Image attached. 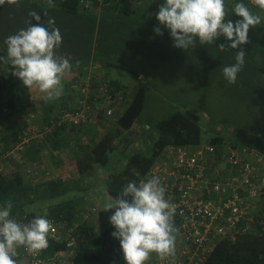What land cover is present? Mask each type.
I'll return each mask as SVG.
<instances>
[{
    "label": "trees",
    "instance_id": "obj_1",
    "mask_svg": "<svg viewBox=\"0 0 264 264\" xmlns=\"http://www.w3.org/2000/svg\"><path fill=\"white\" fill-rule=\"evenodd\" d=\"M161 2L162 0H155L153 3H157L158 7ZM147 3H152V0H147ZM244 3L254 14L262 16V20H264V10L259 9L255 2L244 0ZM136 10L132 9L130 0H123L117 8L106 7L94 13L83 9L80 0H52V6H49L48 0H20L19 6L5 3L0 5V56L6 57L4 40L7 36L15 34L19 29L26 27L29 20L32 24L37 23L30 16L31 12L36 11L41 15L40 22H43L45 26H47L49 17L55 18V27L59 28L62 41H68L70 44L67 51L62 48L69 56H75L80 61L88 60L90 57L99 58L101 52L110 51L108 44L113 43L115 40L138 37L137 35L140 33L138 30L126 32L124 28L126 18H131V14ZM105 11L112 12V16L117 11L116 13L119 15L114 16V19L105 16L100 18L98 14ZM228 13L229 15L226 18H229L230 15L234 16L233 20L239 18L232 11H228ZM119 20H122V24L125 23L123 28H118L117 22ZM64 23H70L72 26L74 24L78 28L79 35L70 36V34H66L68 31L65 28L68 26H64ZM261 27L257 32L253 29L249 33V42L242 46L246 51V56L251 57L252 55L253 58L257 56L259 62L256 64L255 70L249 69L247 68V57L245 56L243 73L253 72L252 83L264 90V85H260L259 82L262 80V73H264L263 23ZM197 46L204 47L205 45L197 43ZM237 50L239 49H234V62ZM79 55L80 57H78ZM73 70L71 68L63 75V88L68 86L70 82L80 80L84 76L81 71ZM113 85L125 88L132 87L131 98L127 103L126 110L99 140L93 141L90 151L78 153L76 158L78 170L72 180L67 181L61 177H47L40 181L39 179L33 181L25 174V167L27 164L37 165L46 138L53 143V149L61 147L62 137H60V133L67 129V125L52 127L53 121L57 118V115H55L57 101L54 100L56 102L53 101V103L45 101L44 96L46 94L41 92L38 86L31 88L23 86L21 80L12 74L10 63L0 61V141L4 140V149L6 151L10 150L22 140V129L25 125L22 118L24 112L29 109L36 115L34 123L38 124L40 128L38 131L45 133L49 130L47 136L32 138L25 145L24 150L21 152L23 162L11 161L16 162L18 166L16 171L7 174L4 169L0 170V204L8 201L12 202L11 216L27 214L31 219L34 216L43 215L54 218H68L70 222H73L78 218L77 208L80 207L79 201L82 197H80V194L78 197L70 194L85 192L90 185L86 182L88 177L91 176L93 180L98 179V176L104 177L102 172L99 173V169L110 171L113 154L126 156L123 158L125 162L122 171L125 177L119 176L116 173L117 170H115L114 174L112 173L111 176L103 178L106 182L104 186L109 194L115 198L129 181L138 183L139 176L149 170L153 161L168 145L191 146L204 141L202 121L182 110H175L156 122V135L152 148L148 153L130 152L129 147L132 144L135 126L142 111L146 87L143 85L135 87L128 84H119L116 81H113ZM34 123L33 127H35ZM225 126L222 130H214L208 137L207 142L217 144L231 141L234 145L256 147L264 152V135L252 134L240 127ZM76 128H83V126L72 127L71 129ZM5 133L7 134L5 135ZM227 134H232V136ZM115 151L119 152L115 153ZM38 169H40L39 166ZM57 199L60 201L50 204L46 213H38L32 209V206L39 202H51ZM110 214V210L105 211V206L99 210L97 215L99 233L90 239L88 244L83 247V251L80 252L79 257L83 263L116 264L123 257L119 241L111 235L114 229L108 220ZM85 225L86 223L81 224L82 231H85ZM53 247L59 249L63 248V245H54ZM206 264H264V235L243 234L235 238H225L211 253Z\"/></svg>",
    "mask_w": 264,
    "mask_h": 264
},
{
    "label": "built area",
    "instance_id": "obj_2",
    "mask_svg": "<svg viewBox=\"0 0 264 264\" xmlns=\"http://www.w3.org/2000/svg\"><path fill=\"white\" fill-rule=\"evenodd\" d=\"M122 1L80 0V3L83 9L94 13L106 7L117 8ZM130 3L133 10L148 4L147 0ZM131 94L130 86L116 87L111 79L83 76L63 88L52 127L90 126L103 135L124 114ZM35 119L32 110L24 112L22 140L3 152L2 160L24 161L21 152L36 137L32 126ZM25 169L37 181L38 166L27 164ZM152 175L160 177L167 189L165 198L176 208L174 264H206L223 239L243 234L264 235V152L256 147L234 145L231 141L217 144L203 141L191 146L170 144L149 170L139 176L138 183ZM99 210L97 205L83 204L77 208L78 218L73 222L68 218L47 217L52 222L49 246L36 254L19 248L17 264H85L79 254L99 233ZM12 217L22 223L30 220L27 214ZM83 223L85 231L81 228ZM54 245L63 248L56 249ZM145 264H172V260L152 253Z\"/></svg>",
    "mask_w": 264,
    "mask_h": 264
},
{
    "label": "clouds",
    "instance_id": "obj_3",
    "mask_svg": "<svg viewBox=\"0 0 264 264\" xmlns=\"http://www.w3.org/2000/svg\"><path fill=\"white\" fill-rule=\"evenodd\" d=\"M254 2L264 10V0ZM5 3L19 6L20 0H0V5ZM48 4L52 6V0ZM232 13L239 18H226L229 13L225 0H162L155 16L163 28L156 26L154 31L163 35V29H167L173 46L181 49L197 43L215 44L223 37L225 43L219 45L222 50L239 49L235 62L222 68L224 79L235 83L245 65L246 51L242 46L249 42V29L262 25L264 20L244 0H236ZM30 16L37 23L29 20L26 27L5 38L6 57L0 56V61L10 63L12 74L23 86H38L46 94L45 101H52L62 95V77L72 64L55 51L62 43L55 18L49 17L45 26L38 12L33 11ZM166 191L160 177L152 175L139 183L129 181L105 204V211H111V235L119 241L126 264H145L152 253L170 258L174 264L176 208L165 198ZM12 207L11 201L0 204V264H17L21 247L36 254L49 246L51 220L41 215L22 223L11 216Z\"/></svg>",
    "mask_w": 264,
    "mask_h": 264
},
{
    "label": "rangeland",
    "instance_id": "obj_4",
    "mask_svg": "<svg viewBox=\"0 0 264 264\" xmlns=\"http://www.w3.org/2000/svg\"><path fill=\"white\" fill-rule=\"evenodd\" d=\"M234 3L235 0H225L227 12L232 11ZM155 13L152 19H145L141 24L137 22L138 27L140 26L137 29L140 32L138 37L118 41L120 48L113 53V60L116 63L138 69L142 72V78L138 79L125 68L114 70V75L123 77L120 81L124 83H135L146 87L145 100L129 151L148 153L156 135V122L175 110H182L202 121L204 142H207L214 130H222L225 125L240 127L252 134L264 135V90L252 83L251 78L254 73H243L242 70L235 83H229L223 77L222 68L234 63V49L222 50L219 47L220 44L225 43L223 37H219L215 44L204 47L197 45L187 49L174 47L167 29H163V35L154 31L156 26H160ZM233 17L229 16L231 19ZM64 26H68L65 28L68 31L66 34L79 35L78 28L74 24L72 26L70 23H64ZM259 28H262L261 25L250 28L249 33L253 29L257 32ZM62 48L66 51L70 48L68 41H62L55 51L58 56L69 58L72 65L76 66L84 61L69 56ZM246 57L247 68L255 70L259 62L258 57L253 58L252 55ZM262 74V80L259 82L263 86L264 73ZM34 125V134L38 137L41 134L38 131L40 128L37 123ZM123 158L120 157V160L122 161ZM11 164L16 171L18 169L16 162ZM123 169L124 164L121 162L116 173L125 177L122 173ZM26 172L25 170V174ZM105 198L109 197L105 196ZM104 199L100 202L101 205L108 203ZM57 201L60 200L39 202L33 205L32 209L38 213H46L49 205ZM116 264H126V262L122 257Z\"/></svg>",
    "mask_w": 264,
    "mask_h": 264
},
{
    "label": "crops",
    "instance_id": "obj_5",
    "mask_svg": "<svg viewBox=\"0 0 264 264\" xmlns=\"http://www.w3.org/2000/svg\"><path fill=\"white\" fill-rule=\"evenodd\" d=\"M158 11V7H157V3L153 4L152 3H148L146 5H143L141 7H139V9L136 10V12H133L131 14V18L133 21L129 22L131 18H126V24H125V29L126 32L129 31H133V30H137L140 28V26L138 27V25L136 24L137 22L141 24V21H144L145 19L149 20L152 19L151 17H153V13ZM117 12V11H116ZM114 13V16L117 17L119 14V10L118 13ZM139 13V14H137ZM113 13L111 12H101L98 14V16L101 18L102 16H105L106 18L109 19H114L112 16ZM103 18V17H102ZM120 19V18H119ZM117 21V20H116ZM118 24V28L124 26V24H122V20H119L117 22ZM121 38V37H119ZM133 37H127V38H122L120 40H115L113 43L108 44L110 51L108 52H101L99 58H93L90 57V59L83 61L82 63H79L78 65H72V68L74 69L73 71H81L84 76H94L95 79H103V78H107V79H111L113 81H116L119 84H127L124 83L120 80L123 79V77H119L117 75H114L113 71L114 70H119V69H124L125 70H130L131 73H133V75H137L136 77L138 79L142 78V72H140L138 69H134V68H130L128 66L125 65H120L119 63H116V61H114V57H113V53H115V51H117L120 46H118L119 44H117V42L119 41H127L129 39H131ZM128 68V69H127ZM128 70V71H129ZM128 85L131 86H139V85H135V83H128ZM60 97L55 99L56 101L52 100L51 103L56 102V105H58V101H59ZM44 106V105H43ZM57 107V106H56ZM53 114V113H52ZM114 124V123H113ZM113 124L111 126H109L107 128V130L109 128H111L113 126ZM106 130V132H107ZM49 131V130H47ZM45 131V133L41 132V134L39 136H47L48 132ZM9 132V130H8ZM7 132V133H8ZM47 132V133H46ZM105 132V133H106ZM5 133V135L7 134ZM104 133V134H105ZM103 134V135H104ZM101 134H99V132L93 128V127H83V128H76V129H71V128H67L66 130H63L60 133V137H62L61 139V147H59L58 149H53V143H51L50 141L47 140V138L45 139L46 143L45 145L42 147L41 149V153H40V160L37 164V166H39V175H38V179L43 180L45 178H57V177H61L66 179L67 181H71L72 177L77 173V163H76V158L78 157V153L80 152H86V151H90L91 147H92V143L93 141H97L99 140V138L101 136H103ZM38 136V137H39ZM44 138V137H43ZM4 140L0 141V156L3 152H5L6 150L4 149ZM134 153V152H133ZM123 158L121 155L119 156V154H113L111 157V162H110V171H101L99 169V173L102 172L104 177H99L98 179L95 178L93 180V178L88 177V181H86L88 183V189H86L85 192L83 193H78V192H73L72 194H70L71 196H79L81 200L80 202V206L83 204H90V205H97L99 207V205L101 207H99L100 209L105 206V205H101L100 202H102V200L105 198V196L109 197V198H105L104 200L106 202H109L111 200L114 199V197H112L110 194H108V190L107 188L104 186V184L106 183L105 180L103 178L107 177V176H111L112 175V171L114 172L115 170H117L118 166L122 163H124V159L121 161L120 160ZM124 161V162H123ZM0 164L3 167L4 171H7V174H11L14 172L13 168L14 166H12L13 164H11V161H6V160H2L0 158ZM103 169V168H102ZM114 174V173H113ZM28 177V174H26ZM31 179V177H30ZM34 181V180H33ZM108 192V193H107ZM82 194V195H81ZM102 194H105V196H103ZM99 204V205H98Z\"/></svg>",
    "mask_w": 264,
    "mask_h": 264
}]
</instances>
